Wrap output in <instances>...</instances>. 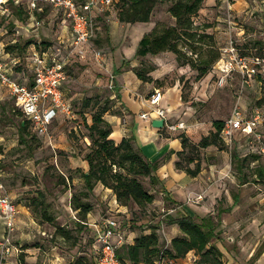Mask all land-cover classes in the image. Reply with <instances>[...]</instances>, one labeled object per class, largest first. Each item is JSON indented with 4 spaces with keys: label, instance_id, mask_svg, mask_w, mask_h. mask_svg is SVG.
<instances>
[{
    "label": "rangeland",
    "instance_id": "obj_1",
    "mask_svg": "<svg viewBox=\"0 0 264 264\" xmlns=\"http://www.w3.org/2000/svg\"><path fill=\"white\" fill-rule=\"evenodd\" d=\"M169 4L157 2L147 22H120L117 11L112 9L95 21L93 36L77 48L70 45L69 28L64 26L63 19L53 9L44 7L43 14L29 18L25 11L18 15L14 7L9 6L6 10L0 8L2 50H5L3 57L15 70L25 66V55L34 41L40 42V49L66 60L67 77L61 89L71 106L73 117L64 119L60 115L56 118L50 125L49 136L36 137L27 126L22 132L26 142L21 141L18 126L22 116L10 111L13 108L12 99L6 91H0V194H8L18 207V224L12 235L13 242L20 244L22 249L36 247L33 252L37 264H66L78 257L90 260L91 229L85 225L78 228L80 216L70 206L71 194L78 195L83 188L81 169L72 165L69 156L83 157L87 152L90 141L85 137L87 130L84 124L91 122L94 111L107 107L103 116L120 114L117 115L120 121L122 117L131 120L141 110H147L145 97L154 88H159L163 92L161 101L167 117L183 121L186 124L183 134L190 143L197 144L202 136L214 130L213 120L223 119L235 105H251L253 90L245 87L246 84L237 77L233 76L222 86L217 84L213 57L225 47L228 38H232L245 51L253 47L257 38L264 37L255 17L257 14L251 13L252 1L203 0L191 18L192 27L195 28L193 31L197 32L194 40L200 32L207 34L202 37V42L179 39V56L168 50L137 55L138 41L145 33L174 26V18L167 11ZM10 23V29L4 27ZM240 28L243 33H236ZM227 29L231 32L230 37ZM192 48L198 58L209 61L206 73L201 77L198 76V61L195 65L186 63L188 58H197ZM97 50L100 51L98 58L95 56ZM146 124L153 128L149 120H146ZM164 131L166 139L173 136L174 140L178 136L177 132ZM122 134L120 131L116 141L121 140ZM51 140L53 145L49 143ZM220 145L222 149L217 147V150L226 153L220 161L226 162L229 172L240 175L247 193L241 204L243 211H237L242 221L239 233L233 235L234 241L218 229L220 214L215 206L210 216L216 224L218 238L211 240L210 244L220 250L219 258L223 264H256V252L264 249V201H260L264 199L261 194L264 180H253L254 165L246 156V159L238 161L241 169L236 171V162L232 161L231 154L237 150L233 145ZM185 153L194 158L188 164L190 168H194L196 158L200 169L202 166L204 168L203 161L206 159L203 148L195 151L187 147ZM182 156L178 159L185 165ZM210 158L213 156L207 158V162ZM258 162L264 163V155ZM140 180L144 188L154 194L152 202L141 207L129 203L124 205V211L114 207L108 210L109 198L96 202L92 192L86 198L81 196V199L91 205L90 213L95 211L97 215L115 218L120 231L125 232L127 241L133 234L136 236L154 230L158 245L166 247L171 238L181 235L176 229L177 225L170 223L168 218L176 216L186 206L180 207V204L170 202L156 191L147 177ZM256 194L259 195L258 200L254 198ZM189 199L192 198H187V202ZM221 201V206H224L223 197ZM43 210L50 215V220L44 217ZM248 223L255 224L256 228H244ZM27 225L29 229L24 231ZM58 228L66 233L60 235ZM4 230L3 220L0 219V239L4 236ZM24 255L26 253L22 251L18 258L23 257L24 260ZM193 256L195 261L190 253L189 259L185 255L169 264H200L199 256Z\"/></svg>",
    "mask_w": 264,
    "mask_h": 264
},
{
    "label": "trees",
    "instance_id": "obj_2",
    "mask_svg": "<svg viewBox=\"0 0 264 264\" xmlns=\"http://www.w3.org/2000/svg\"><path fill=\"white\" fill-rule=\"evenodd\" d=\"M203 0H119L114 4V9L117 11V19L120 22H147L154 5L157 2H170L168 6L169 14L174 18V26L164 28L161 31L151 30L145 33L138 41L136 54L143 56L148 53L156 54L159 51H172L179 56L180 51L177 49V42L179 39L194 40L196 31H193L192 16L201 7ZM13 4L12 1L9 2ZM15 6V5H14ZM15 11L18 15L22 10L15 6ZM11 23L6 24L7 29H10ZM199 37L194 41L202 42L203 36L207 35L204 32H200ZM35 42V41H34ZM42 43V42H41ZM258 46H264V39L256 40L254 42ZM243 53L242 48L237 45ZM256 48L257 54H264L262 47ZM1 49H4L2 47ZM247 50V49H246ZM5 54V50H2ZM3 53H0V60L6 61L3 57ZM192 53L195 54L194 48ZM200 53V52H198ZM196 55V54H195ZM198 55V54H197ZM188 58L186 63L195 65L197 63L198 76L201 77L206 73V68L209 61L206 59ZM222 56V52L219 49L217 54L213 57L214 63ZM28 64V54L25 55V65ZM27 66V65H26ZM24 66L21 69H14V66L10 67L9 75L15 77L16 72L26 71L27 67ZM66 66V65H65ZM20 80V79H19ZM65 97V95L63 94ZM107 107H103L99 111H94L91 115V122L85 123L84 127L87 130L85 137L90 141L87 152L84 154L83 159L87 162V170L80 172V177L83 180V188L76 195L71 194L70 206L77 211L80 216L78 219V228L82 227L81 221H85L86 214L90 211L91 205L86 200H82L81 196L86 198L94 185L100 182L104 187L111 189L115 195V199L121 205H128L134 203L137 206H144L154 199V194L145 189L140 178L147 177L150 184L156 181V178L152 174L157 166V161L149 160L139 149L133 145V136L123 137L120 141L115 142L111 137V125L104 119V114L107 111ZM13 113L22 114L13 106L10 110ZM64 118V117H63ZM70 119V118H64ZM54 122V121H53ZM223 119L213 120L212 127L214 130L209 134L202 136L197 144L190 143L183 132L178 134L181 143V150L177 152V156L184 159L185 165L181 164V160L177 159L175 162V168L184 170L186 173L195 176L200 170V164L198 158H196L194 168L188 166L189 163L194 161L192 156L185 153V149L189 147L198 151L199 148H204L208 145H215L221 148L220 144H224L221 140L219 133L222 126ZM28 126L29 130L36 137L38 136L31 128L29 120L22 116V120L19 121L18 128L21 134L19 135L21 141L26 142L22 132L26 130ZM163 131V129H160ZM258 154L251 153L246 157L250 160L257 158ZM246 157L238 158L233 152L231 154L232 161H236L235 169H241L242 160ZM257 175L264 176V170L261 168L255 169ZM14 201V200H13ZM184 210L178 213L176 216H169L168 221L175 223L181 233V235L171 238L169 245L161 248L158 245V236L154 230L149 232H141L133 238V242H123L116 248L115 254L120 264H163L172 263V260L185 256L188 252H193L199 256L200 264H223L220 260V250L214 245L210 244L211 240L217 238V232H215V225L211 216H203L197 218L191 213L187 207H183ZM46 219L50 220V215L46 214V211L42 212ZM57 233L64 235L66 232L58 228ZM93 237L89 240V255L90 260L87 261L83 257L75 258L66 264H94V256L92 251ZM195 257L193 260L195 261ZM21 264H28L23 260V257L19 258ZM37 264V263H35Z\"/></svg>",
    "mask_w": 264,
    "mask_h": 264
},
{
    "label": "built area",
    "instance_id": "obj_3",
    "mask_svg": "<svg viewBox=\"0 0 264 264\" xmlns=\"http://www.w3.org/2000/svg\"><path fill=\"white\" fill-rule=\"evenodd\" d=\"M10 1L23 6L30 13H42L44 7L53 9L69 28L70 45L77 48L89 41L94 33L95 21L114 10V4L119 0H0V8L6 10ZM260 3L261 14L264 16V0H260ZM40 47V42L35 41L28 51V64L25 66L31 78L29 83L9 75L8 61L0 60V86L7 90L13 106L29 120L32 130L38 136H49L53 121L60 115L71 119L73 111L61 89V84L67 77L66 60L63 57L56 58ZM78 52L81 53L82 50L79 49ZM221 52L222 56L213 65L217 84L224 85L227 77L232 74H236L246 85L257 77L261 83V100L264 102V54L255 53L256 48H249L242 53L232 38H229L225 48H221ZM99 55L100 51L97 50L96 58ZM161 98L159 88L146 96L144 100L147 110L139 112V118L149 121L162 119L160 129L170 133L185 130L186 124L183 121L167 117L165 108L160 105ZM256 126L264 127V105L254 108L247 116L239 105H235L223 119L219 136L224 144L230 145L236 132L253 135L250 144H255L256 151L264 154V136L255 132ZM16 215L17 206L13 199L8 194H0V217L5 229L4 236L0 239V264H4L11 254L15 257L13 264H21L18 258L21 249L12 240ZM92 229L94 264H120L115 251L124 242V237L118 221L113 217L103 216L93 223Z\"/></svg>",
    "mask_w": 264,
    "mask_h": 264
},
{
    "label": "crops",
    "instance_id": "obj_4",
    "mask_svg": "<svg viewBox=\"0 0 264 264\" xmlns=\"http://www.w3.org/2000/svg\"><path fill=\"white\" fill-rule=\"evenodd\" d=\"M251 1H252L251 13L257 14V16L255 17H257L259 28L262 32H264V16H262L261 14L262 4L260 3V0H251ZM14 5L18 6L22 11L27 12L30 16H34L36 14L39 15L43 14V12L30 13L23 6L17 5L14 2L13 4L8 3L6 5V9H8L9 6L15 8ZM64 26H65V22H64ZM65 27L68 28V26ZM238 30L239 31L236 33H243V30L241 28ZM227 31H228L227 32L228 37H230L231 32L229 31V29H227ZM2 33L3 31H1V36ZM1 36H0V53H3L1 47L4 44L1 39ZM262 39H264V37L257 38L256 40H262ZM227 44L225 46H227ZM32 45L33 43L30 44L28 51L31 49ZM253 47H257V48L262 47V50H264V46L262 45L258 46L255 43L253 44ZM253 47H249L250 50L253 49ZM8 66L11 67L10 65ZM233 76L239 79V77L236 74H232L229 77H227L224 84H226L227 81ZM15 78H17L18 80L20 79V81L23 82H28L29 80H31L29 73L22 71L16 72ZM245 87L251 88L254 93L253 96L254 98L251 105L249 104L245 106L240 105L243 114L247 116L251 113V111L254 108L264 105V102H262L261 100L262 97L261 83L257 77L252 78L249 84L245 85ZM3 90L7 92V90L1 86L0 91ZM162 97H163V92H162ZM161 100H160V105L161 107L165 108L162 105ZM140 112H142V110ZM117 115L120 114H114V115L112 114V115L104 116V119L111 125L110 137L113 138L115 142H118L116 140L120 134V131L123 133L121 139L123 137L133 136L134 147L139 149L140 152L143 153L149 160L158 162V166L156 170L152 173L156 178V181L152 184L154 185V187H156V191L158 190L160 194H163L165 197H167L170 200V202L174 204H180L178 205L180 207L186 206L188 210L191 213H193V215L197 218L212 214L216 206L217 207L216 210L220 214V225L218 229L220 231L221 230L224 231V233L228 235L227 237H230L231 239L230 238L229 239L234 241L233 235L234 234L237 235L239 233V230L241 228L240 224L242 221L239 219L240 217L239 214H237V211H243L241 204L244 202L247 192L246 189L244 188L245 183L243 184L242 183L243 181H240L239 178L240 175L236 173L232 174L231 172H229L228 171L229 168L227 169L226 162L220 161L221 158L223 159L225 157L226 153L223 150H217V146L212 144L204 147L203 151L205 153L204 157L206 160L203 162L205 166L204 168L202 166L200 171L195 176H192L186 173L184 170L175 168V162L178 159L177 152L181 150L180 139L177 135L175 136L176 139L174 140L172 139L173 136H170L169 139H166L164 138V136H166L165 131L164 132L160 131V129H157L155 127L153 128L156 130L148 127L146 124V120L139 118V116H133L131 120H127L124 117H122L120 121ZM121 115H122V111H121ZM170 119L174 120L172 116L170 117ZM185 130H183L182 132H185ZM255 132H259L262 136H264V127L256 126ZM179 133L181 132H178L177 134ZM252 137L253 135H245L240 132H236L233 136V140L230 146L233 145L235 147L237 152L234 153L238 158H240V156L243 157L247 156L248 154L251 153L258 154L256 159L251 160L252 165H254L252 169V174L254 175L253 180L256 181L264 180V176L260 177L259 175H257L255 171V169H257L258 167L264 170V163L258 162L261 155L264 154L256 151L255 144H250V140L252 139ZM49 143L53 145L52 140L49 141ZM211 155L213 156V158L212 159L210 158V161L207 162L208 160L207 158H209ZM69 159L74 167L80 168L82 171L87 170V162L85 159H83V157H80L79 155H75V156L71 155L69 156ZM92 193L94 194V200L96 202L104 201L107 197L109 198L110 201L107 204L108 210H111L114 207L120 211H124L122 209L125 208V206L119 204L116 201L115 195L113 194L111 189L104 187L100 182H97L94 185L92 189ZM261 194H262V198H264V191H262ZM221 197H223L225 200L224 206H221V204L223 203V201H221ZM258 197H259L258 194L254 196V198H256L257 200ZM187 198H192V199H189V202H187ZM251 201L255 202V200L252 199ZM260 201H264V199ZM97 214L98 213L95 211L93 213L89 212L85 221H81L83 225L91 229L90 231L92 236H93V229H92L93 223L98 221L101 217H103ZM17 215H18V207H17ZM17 215L15 220L16 228L18 224ZM0 219L2 220L1 217ZM27 223L29 224L28 221ZM250 227L256 228L255 224L253 223H251L250 225L249 223L248 225L247 224L244 225V228L246 229ZM23 229L25 231L29 229V226L28 225L26 227L24 226ZM176 229L179 230L178 227ZM122 235L124 237V241L130 243L133 242V238L135 237V235L133 234L131 235L130 240L127 241L125 232L122 233ZM13 243L16 244L18 247H20L21 252L23 251L24 253H26V255H24V261L26 263L28 264L36 263V255L33 252L34 248L36 249V247H26L22 249L20 244H18L17 242H13ZM190 253H192V259H193L194 253L192 251L186 254V258L188 257V255H190ZM255 258L257 262L256 264H264V249L256 252ZM14 260L15 257H13V254H11L6 258L4 264H13Z\"/></svg>",
    "mask_w": 264,
    "mask_h": 264
},
{
    "label": "water",
    "instance_id": "obj_5",
    "mask_svg": "<svg viewBox=\"0 0 264 264\" xmlns=\"http://www.w3.org/2000/svg\"><path fill=\"white\" fill-rule=\"evenodd\" d=\"M150 124L152 125V127L160 129L162 127V119H152L150 121Z\"/></svg>",
    "mask_w": 264,
    "mask_h": 264
}]
</instances>
